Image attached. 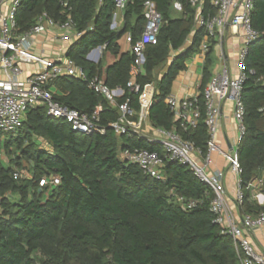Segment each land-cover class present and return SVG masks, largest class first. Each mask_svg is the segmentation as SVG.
Listing matches in <instances>:
<instances>
[{
  "label": "trees",
  "instance_id": "16d2710c",
  "mask_svg": "<svg viewBox=\"0 0 264 264\" xmlns=\"http://www.w3.org/2000/svg\"><path fill=\"white\" fill-rule=\"evenodd\" d=\"M163 18L156 45L145 50L146 63L138 78L141 92L154 84L156 93L149 109L155 128L175 130L203 154L209 139L204 124V92L214 72V47L206 55L199 88L203 117L196 129L185 131L169 111L166 99L186 61L199 53L204 30L194 28L195 9L190 0H151ZM71 0L76 30L82 35L67 56L84 69L87 81L64 76L52 87L61 105L92 116L98 107L94 134L74 132L63 119L51 118L47 108L28 110L17 135L0 133V264H236L233 239L214 223L210 205L213 190L191 168L167 163L163 180H154L135 165L121 160V153L134 148L163 155L162 146L136 135H118L119 109L95 92L89 82L103 76L102 63L87 60L97 48L118 54L119 41L131 35L133 43L145 29L143 0H129L118 30H112L115 0ZM178 3L182 11L175 9ZM207 10H211L206 5ZM59 0H21L16 33L29 31L46 12L56 22L63 20ZM252 27L260 34L250 47L245 83V134L239 148L244 202L242 215L264 211L252 199L247 186L264 170V0H256ZM189 38L192 44L186 46ZM172 64L161 71L172 55ZM135 62L131 51L106 69L109 90L125 94L118 105L129 102L140 111L139 94L128 88ZM162 74V77H160ZM133 119L132 121H135ZM50 146L43 148L41 142ZM15 173H22L18 179ZM60 179L58 186L51 182ZM49 183L40 187V181ZM196 201L184 211L182 203Z\"/></svg>",
  "mask_w": 264,
  "mask_h": 264
},
{
  "label": "built area",
  "instance_id": "2783aa9c",
  "mask_svg": "<svg viewBox=\"0 0 264 264\" xmlns=\"http://www.w3.org/2000/svg\"><path fill=\"white\" fill-rule=\"evenodd\" d=\"M59 2L62 8L61 22H56L44 12L37 17L29 31L18 35L16 16L21 0H0V70L5 76V79L0 82V133L4 135H17L23 128L28 110L39 106L47 108L49 117L67 121L74 132L92 135L97 129L101 107H98L92 116H88L55 101V93L51 90L53 84L64 76L88 80L84 69L67 56L72 43L82 35L75 27L71 0H59ZM143 2L146 25L141 39L133 43L131 35L127 36V42L135 56L128 88L131 92L140 93L138 114L132 110L129 102L123 105L117 104V99L125 94L122 89L109 90L100 77H95L89 82L91 89L105 96L113 106L119 109L120 118L114 126L118 135H136L139 139L161 145L163 149V155L141 148L126 149L121 153V160L138 166L145 175L154 180L164 179L163 171L168 162L189 166L195 176L209 186L215 194L210 211L214 215V223L222 229V234L230 236L235 243L238 255L236 264H264V244L257 249L251 242L255 232L264 230V211L258 214L241 215L240 224L237 222L227 199L225 173L221 169H215L212 158L214 154L221 156L231 173L237 177V192L233 206L240 209L244 202V193L241 182L242 167L238 153L246 131L242 92L248 77L255 75L254 71H247L246 60L250 47L260 37V34L252 27V14L256 0H190V4L195 9L194 28L202 29L206 33L200 45V52L206 56L214 47L219 61V66L204 92V124L209 136L206 154H203L194 143L184 140L175 130L155 128L150 124L149 109L156 87L154 84H147L141 92L137 81L144 71L146 47L157 44L163 18L151 0H143ZM128 3L129 0H115L112 30L119 29L121 16ZM101 4L102 0L99 2V5ZM206 5H209L211 10H207ZM175 8L182 11L178 3L175 4ZM48 33H52L60 42L59 54L63 57L53 60L44 56V51H42L43 54L35 52V47L40 45L39 39ZM229 34L232 38H241L242 42L233 63L227 54ZM191 44L192 39L189 38L185 46ZM40 47L44 48V44ZM105 50L106 46L92 50L88 60L99 64ZM174 57L175 55L170 58L169 64H172ZM25 64L35 66L36 70L22 81L19 79L22 73L20 66ZM226 102L232 104L233 119L238 132L236 144L228 152H225L217 142ZM166 104L175 121L185 131L196 129L203 117L199 95L189 98L169 95ZM133 119L136 120L132 121ZM21 175L22 173H15L14 178L18 179ZM48 183V180L43 179L40 181V187ZM51 184L58 186L60 179L54 178ZM247 189L252 192L253 201L260 207H264V170L261 176L247 186ZM180 202L184 211L197 206L196 201L184 202L180 199Z\"/></svg>",
  "mask_w": 264,
  "mask_h": 264
},
{
  "label": "crops",
  "instance_id": "0c3cea01",
  "mask_svg": "<svg viewBox=\"0 0 264 264\" xmlns=\"http://www.w3.org/2000/svg\"><path fill=\"white\" fill-rule=\"evenodd\" d=\"M122 22H123V15L121 16L119 22L120 26ZM51 36L53 37V39ZM229 36H230L229 40L227 41V54L229 55V58H231V61L233 63V61L236 59L238 50L241 47L242 42H241V38L238 37L232 38L230 34ZM39 44L40 45L44 44V48L40 47V45H37L35 47L36 53L41 54L42 51H44L45 52L44 56L53 60L59 59V57H63V55L59 54V48L61 44L60 42H58V40L52 33H48V35L40 38ZM119 46H120L119 53L115 54L111 52V56L109 58V59L115 58V60L113 61L114 63L119 59L120 54L131 51V46L127 42V36H124L119 41ZM104 52L99 64L102 63L104 59ZM172 56H174V54ZM216 59H217V54H216ZM205 63H206V56L202 54L200 51L199 53L195 54L192 58L188 59L186 61V70L177 77L176 81L174 82L171 95L176 96L178 98H189L193 96H198L200 84L202 81V71H203V67L205 66ZM107 64L109 67L111 66L112 63L108 61ZM169 65L170 64L168 62V64L164 67V71L162 72V74L167 71ZM218 66H219V61H218ZM20 68L22 73L19 79L22 81L26 80L28 76L33 72H35L36 70L35 66L26 65V64L21 65ZM216 69H214V72ZM162 74L160 77H162ZM100 78L105 82L104 70H103V76H101ZM4 79H5L4 73L0 70V82L3 81ZM51 90L53 92H56L55 87H52ZM237 136H238V132H237V126L233 119L232 104L231 102H226L223 107L222 117L220 121V129L217 136V142L225 152H228L231 150L232 146H235ZM41 145L43 148H46L48 150L50 149L49 148L50 146H48L44 141L41 142ZM212 158L215 164V169H221L225 173V188L227 192V199L229 202V206L231 208L233 215L236 217L237 222L240 224V216L242 215L241 210L233 206V200L237 192V177L231 173L227 163L224 161V159L221 156L214 154ZM251 242L256 246L257 249L262 247V245L264 244V230H258L257 232H255L254 236L251 237Z\"/></svg>",
  "mask_w": 264,
  "mask_h": 264
},
{
  "label": "rangeland",
  "instance_id": "374dc122",
  "mask_svg": "<svg viewBox=\"0 0 264 264\" xmlns=\"http://www.w3.org/2000/svg\"><path fill=\"white\" fill-rule=\"evenodd\" d=\"M122 42H123V40H122ZM110 54V55H109ZM110 56H111V51H105L104 52V59H103V61H102V67H103V70H104V73L106 72V69L108 68V61H110L112 64L114 63L113 61L115 60V58H111V59H109L110 58ZM213 58H214V62H215V64H214V69H216L217 68V66H218V61H217V59H216V52H214V55H213ZM111 64V65H112ZM164 71V69L161 71V73ZM149 136H150V138L152 137L151 136V134H149ZM45 145V144H44ZM46 146V145H45Z\"/></svg>",
  "mask_w": 264,
  "mask_h": 264
}]
</instances>
